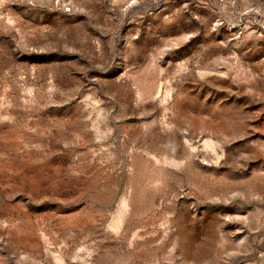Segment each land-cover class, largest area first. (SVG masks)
<instances>
[{
    "label": "rangeland",
    "instance_id": "obj_1",
    "mask_svg": "<svg viewBox=\"0 0 264 264\" xmlns=\"http://www.w3.org/2000/svg\"><path fill=\"white\" fill-rule=\"evenodd\" d=\"M0 264H264V0H0Z\"/></svg>",
    "mask_w": 264,
    "mask_h": 264
}]
</instances>
